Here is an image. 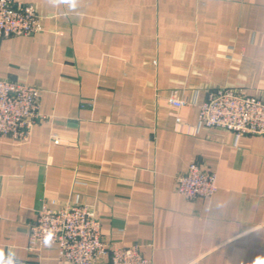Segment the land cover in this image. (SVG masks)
Returning a JSON list of instances; mask_svg holds the SVG:
<instances>
[{"label": "crops", "instance_id": "obj_1", "mask_svg": "<svg viewBox=\"0 0 264 264\" xmlns=\"http://www.w3.org/2000/svg\"><path fill=\"white\" fill-rule=\"evenodd\" d=\"M16 1L43 29L0 39V78L38 86L42 117L28 140L0 135L4 259L59 264L55 243L27 250L28 225L79 201L153 264H264V134L196 128L212 89L264 100V0ZM193 162L212 197L176 191Z\"/></svg>", "mask_w": 264, "mask_h": 264}, {"label": "built area", "instance_id": "obj_2", "mask_svg": "<svg viewBox=\"0 0 264 264\" xmlns=\"http://www.w3.org/2000/svg\"><path fill=\"white\" fill-rule=\"evenodd\" d=\"M42 29V17L33 3L0 0V39L33 35ZM40 93L38 86L0 78V135L15 140L30 138L33 127L42 117ZM166 102L180 122L178 112L188 101L172 93ZM198 106V130L227 129L235 133L236 139L245 134H264V100L259 97L224 86L210 90ZM217 188V174L203 170L195 162L177 175L176 191L188 199L212 197ZM46 238L58 246L59 264H153L139 244L112 246L107 243L94 210L79 201L59 208L43 203L38 208L36 219L28 225L27 250H39ZM15 261L16 264H39Z\"/></svg>", "mask_w": 264, "mask_h": 264}, {"label": "clouds", "instance_id": "obj_3", "mask_svg": "<svg viewBox=\"0 0 264 264\" xmlns=\"http://www.w3.org/2000/svg\"><path fill=\"white\" fill-rule=\"evenodd\" d=\"M49 242H50L49 239L46 238L45 244H48ZM0 264H16L15 254L13 252L9 251L8 257L5 260L3 252H0ZM257 264H261V262L257 261Z\"/></svg>", "mask_w": 264, "mask_h": 264}]
</instances>
